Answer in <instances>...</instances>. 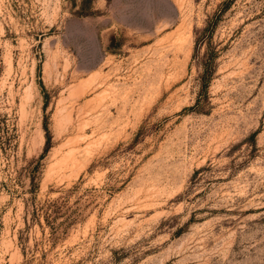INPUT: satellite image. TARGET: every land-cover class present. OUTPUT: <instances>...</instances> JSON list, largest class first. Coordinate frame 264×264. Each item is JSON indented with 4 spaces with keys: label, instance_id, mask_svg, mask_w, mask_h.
I'll list each match as a JSON object with an SVG mask.
<instances>
[{
    "label": "rangeland",
    "instance_id": "obj_1",
    "mask_svg": "<svg viewBox=\"0 0 264 264\" xmlns=\"http://www.w3.org/2000/svg\"><path fill=\"white\" fill-rule=\"evenodd\" d=\"M224 1L0 0V264H264V0Z\"/></svg>",
    "mask_w": 264,
    "mask_h": 264
},
{
    "label": "trees",
    "instance_id": "obj_2",
    "mask_svg": "<svg viewBox=\"0 0 264 264\" xmlns=\"http://www.w3.org/2000/svg\"><path fill=\"white\" fill-rule=\"evenodd\" d=\"M228 1L230 0H226V2L224 1L222 4L226 5ZM209 72L208 68L204 65L201 74V88H205ZM44 131L46 146V143L48 142V133L45 127ZM29 180L32 187L34 185L32 178L30 177ZM73 190L74 186L66 189L64 192L65 195L63 196H57L40 204H36L31 200V202L27 204L30 207V211L28 212L30 219L32 221H37L39 226V220H42L43 224L48 229V235L52 242L63 236L67 228L81 216V211L78 207H72V205H67L66 203L67 195L72 193Z\"/></svg>",
    "mask_w": 264,
    "mask_h": 264
}]
</instances>
